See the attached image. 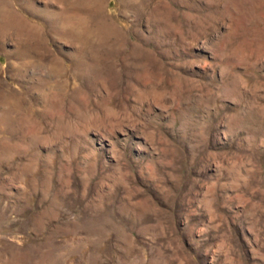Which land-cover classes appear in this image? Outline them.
<instances>
[{
	"label": "rangeland",
	"instance_id": "1",
	"mask_svg": "<svg viewBox=\"0 0 264 264\" xmlns=\"http://www.w3.org/2000/svg\"><path fill=\"white\" fill-rule=\"evenodd\" d=\"M0 264H264V0H0Z\"/></svg>",
	"mask_w": 264,
	"mask_h": 264
}]
</instances>
